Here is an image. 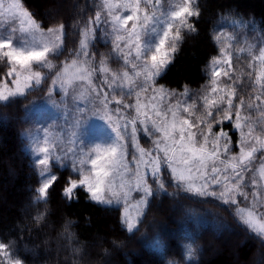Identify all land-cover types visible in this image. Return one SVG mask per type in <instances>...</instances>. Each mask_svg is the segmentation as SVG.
<instances>
[{"label": "snow or ice", "instance_id": "1", "mask_svg": "<svg viewBox=\"0 0 264 264\" xmlns=\"http://www.w3.org/2000/svg\"><path fill=\"white\" fill-rule=\"evenodd\" d=\"M96 7L97 11L85 20L79 48L70 53V62H64L53 77L47 78L40 69L52 70L55 65L50 56L63 54L65 25L60 23L45 30L26 10L22 0H0V20L4 24L16 19L21 22L19 29L13 24L0 36V62L10 66L7 76L12 78L0 81V103H11L15 97L25 96L27 90L47 83L48 79L49 94L59 86L67 95L68 86L79 82L83 107L75 109L78 115L71 135L77 136V129L89 116L104 121L113 134L102 142L87 145L80 153L72 151L69 155L64 150L62 155H54L49 143L51 133L45 131L43 146L34 149L40 157L37 174L41 177L36 195L46 201L60 179L52 168L66 169L69 174L64 177L60 196L71 203L84 191L98 204L123 200L124 223L129 232L136 227V218L153 196L152 185L165 190L162 173L166 171L186 193L233 205L238 203L237 197L248 200L252 196L255 206L264 194L255 190V175L250 182L245 181L258 152L261 153L259 176L264 180V129L257 134L251 112L243 110L264 105V47L255 53L247 49L248 77L254 96L237 98L236 84L241 81L230 74L231 53L221 50L228 70L212 72L210 92L199 98L203 110L197 111L196 97L193 103L184 104L180 97L187 96V91L177 94L175 90L157 86V78L172 64L185 39L184 33H198L193 20L201 15L198 0H178L166 12L162 11V0H102ZM102 24L111 30L112 51L125 66L119 72L108 66L109 57L101 56L96 62L98 54L90 52L96 28ZM18 31L20 36L16 35ZM150 34L155 35L154 40L146 39ZM219 40L217 36L216 41ZM238 51L243 53L246 49ZM212 63L217 65L221 61L212 58ZM222 75L231 83L221 86L218 78ZM260 116L264 118V110ZM225 122L239 131V155L232 154V138L223 127ZM141 133L152 138L153 150L140 147ZM129 144L135 149L131 154ZM249 187L254 189L251 193L246 190ZM133 190L143 193L132 206L135 217L128 207ZM34 202L40 201L34 197ZM239 211L244 223L264 236V214ZM0 264H22L21 258H14L9 242L2 240Z\"/></svg>", "mask_w": 264, "mask_h": 264}, {"label": "trees", "instance_id": "2", "mask_svg": "<svg viewBox=\"0 0 264 264\" xmlns=\"http://www.w3.org/2000/svg\"><path fill=\"white\" fill-rule=\"evenodd\" d=\"M22 3L45 30L60 23L65 25L63 54L53 56L52 70H41L51 78L64 62L72 59L70 53L79 48L81 39L78 30L97 11L101 0ZM198 4L201 15L193 18L198 33H184L185 39L172 64L157 84L177 92L189 90L190 96L196 93L199 111L200 95L209 89L208 66L221 50H228L232 56L230 74L241 81L236 84L237 98L254 96L248 77L247 49H259L264 42V0H198ZM220 18L236 20L239 25L222 26ZM221 27L222 35L229 40L216 41V28ZM241 48L246 51L240 53ZM227 83L231 81L227 79L224 85ZM49 87L50 79L11 103H0V240L9 242L14 258H21L22 264H264V236L249 228L239 211L264 214L263 196L255 206L252 196L248 200L237 197L236 205L224 204L213 197L186 193L166 171L162 173L165 192L152 185L153 196L132 233L123 228L118 208L97 204L84 191L79 192L78 200L65 201L60 196L65 171L48 199L33 203L31 188L36 187V175L21 148L20 135L28 126L27 116L33 108H40V104L58 106L48 97ZM74 94L76 91L64 103H74ZM261 110L264 105L251 113L258 118V134L264 129ZM223 127L230 130L229 124ZM232 136L235 144L236 136ZM260 163L259 158L253 162V170L246 173V183ZM246 190L251 193L254 189ZM255 190L262 194L258 184Z\"/></svg>", "mask_w": 264, "mask_h": 264}, {"label": "rangeland", "instance_id": "3", "mask_svg": "<svg viewBox=\"0 0 264 264\" xmlns=\"http://www.w3.org/2000/svg\"><path fill=\"white\" fill-rule=\"evenodd\" d=\"M176 2H178V0H162V3L164 5L162 11L166 12L170 8V6ZM101 4H102V0H101ZM124 14L126 15L127 13H124ZM218 22L220 23V25L225 26V27H229V28H234V27L239 25V22L236 20H233V19L228 20L225 18H220L218 20ZM20 23L21 22L19 19H16L9 24H4L3 21L0 20V36L5 35L8 28H10L13 24L19 29ZM216 29H217V36L220 37L221 41L229 40V38L222 35L223 27L216 28ZM80 32H81V30H78V33H80ZM16 35L20 36L21 33L18 31L16 33ZM146 39L154 40L155 35L150 34L148 37H146ZM111 40H112L111 30L103 24L98 26L96 28V37L94 40L91 41V47H92L91 52H93L95 50H96V53L98 52V55L95 57L96 62L99 61L101 56L109 57L108 66L113 71L119 72V71L123 70L125 66L123 65V61L121 59H119L116 56V54L112 51ZM16 43H17V46H19L18 40L16 41ZM94 45L96 46L95 48H94ZM261 47H264V42L259 47V49ZM64 48L65 47L63 46V49ZM259 49H254L252 52L253 53L258 52ZM224 51L226 53H230L228 50H224ZM50 58L53 59V56H50ZM216 59H219L221 61V63L217 64V65H213L212 61L210 62L209 66H208V72L210 73L209 89L206 90L203 94H201L200 98L203 97L206 93L210 92L211 81L213 79L212 72L214 70H220V69L228 70L227 64L224 63V56L219 54V56ZM249 59H250V57L247 59V67H248ZM52 62H54V60H52ZM9 67L10 66L7 65L5 62H0V72L2 71L1 74H2V76H4L3 78L0 77V79H1L0 81H2V80L10 81L12 79L11 77L7 76V72L9 70ZM34 68H35V66H34ZM40 70H42V69H40ZM97 78H99V77L97 76ZM158 78H157V80H158ZM218 79H219L220 85L223 86L228 78L224 77L222 75ZM0 86H2V85H0ZM157 86H161V85L157 84ZM35 87H38V86H35ZM35 87H33V88H35ZM74 90L76 91V94H74V98L72 100V102H74V103H70V104L64 103V99L68 95H70L71 93H74L75 92ZM167 90H169V89H167ZM81 91L82 90L78 87V85L77 86L71 85V86H68L67 95H65L64 91H62L60 89V87L57 86L56 89L51 94H49V92H48V97H49V99H51L53 101V103L59 104V107L58 106L56 107L52 104L46 105V106L44 104H40V108L39 107L33 108L27 116V125L28 126L22 130V133L20 135V137H21L20 139H21V148H22L23 152L26 154L31 165L34 167V173L36 175V182H35L36 187L31 188V199H32L33 203H35L34 197L37 200H39L40 202L44 201V200H40V198L36 195V189L41 182V177L38 176V174H37L40 170V166L37 163V161L40 157L37 155V153L34 151V149L37 146H43V144H44V132L45 131H48L49 133H51L50 138H49V143L53 148V154L54 155H62L64 153V150H68L69 155L71 154L72 151H75L76 153H80L87 145H89L91 143L102 142V141L108 139L111 135H113L111 133V130L108 128L107 124L104 121L98 120L95 117H91V116H89V118L86 120V122L84 123V125L82 127L77 129V136L76 137H73L71 135L72 125H73L74 119L78 115V113H76L75 109L77 107H83V104L79 100V96L81 94ZM117 91L119 92L120 90L118 89ZM182 91H187L188 95L180 97L181 101L184 104L193 103L192 100L190 99V97H192V99H193L194 97L197 96V94L195 93L194 95L190 96L189 90L184 89ZM182 91H178V92L176 91V93L179 94ZM56 95H57V97H55ZM18 97H20V96H18ZM199 101H200V105H201V108L199 109V111H202L203 110V108H202L203 101H202V99H200ZM171 102H175V100H173ZM243 111L245 113H247L249 111L251 113H256L257 109H253V110L245 109ZM183 115H187V114H183ZM251 116H252V122H253L254 126L256 127V129L259 128V127H257L258 118L252 114H251ZM225 124H228V122H225ZM229 129L230 130H227V131L229 132V134L232 138V154L239 155V147H238L239 139H240L239 131L234 129V127H230V126H229ZM213 130L215 131V126H214ZM232 133L235 134L236 139H237L235 144H233ZM139 139H140V147L144 148L145 151L153 150L154 145L152 144V138L145 137L141 133ZM128 151H129V154H131L135 151V149L131 146V144H129V146H128ZM256 155H257V159H258L259 156H261V153L258 152ZM67 162L68 161H66V163ZM259 167H260V165H259ZM259 167L257 169H259ZM52 171L57 172L59 177L62 176V173L64 171H65L64 177H66L69 174V172L66 169L61 171L60 169H57L56 167H53ZM255 177L257 180V184L260 186L261 189H263L262 194H264V180L260 179L258 170L255 174ZM149 182L151 183L150 177H149ZM173 182L175 184H177V182L175 180H173ZM116 183H117V185L120 183L119 177L116 178ZM155 185H157V184H155ZM162 192H165V190H163ZM142 196H143L142 192H138L135 190H133L130 193V199L128 202V207H129V212L133 217L136 216V210L132 206L135 205L136 201L138 199L142 198ZM263 200H264V196H263ZM100 205L113 206V207L118 208L119 214H120L121 224H122L123 228H125V230L128 231L127 226L124 223L125 203L123 200H121L120 202L114 201L112 204H100ZM145 208H146V206L142 209L141 214L143 213ZM141 214L139 215L138 218H136V227L131 232L128 231L129 233H132L137 228V224H138V221L141 217ZM215 249H216V247H214V250ZM259 264H261V262Z\"/></svg>", "mask_w": 264, "mask_h": 264}]
</instances>
